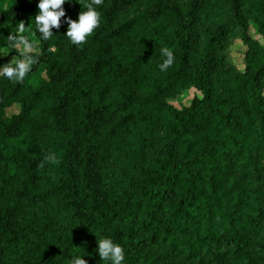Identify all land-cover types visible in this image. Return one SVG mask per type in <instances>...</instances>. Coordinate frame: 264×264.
<instances>
[{"label": "trees", "instance_id": "16d2710c", "mask_svg": "<svg viewBox=\"0 0 264 264\" xmlns=\"http://www.w3.org/2000/svg\"><path fill=\"white\" fill-rule=\"evenodd\" d=\"M39 2L0 0V68L21 21L39 52L0 76V264H111L104 238L123 264H264V0H103L82 47L91 0L49 40Z\"/></svg>", "mask_w": 264, "mask_h": 264}, {"label": "clouds", "instance_id": "9594fccd", "mask_svg": "<svg viewBox=\"0 0 264 264\" xmlns=\"http://www.w3.org/2000/svg\"><path fill=\"white\" fill-rule=\"evenodd\" d=\"M67 0H40L38 4L39 12L35 16L36 30L40 34L42 40H49L53 36L52 29H59L61 19L66 16L63 5ZM103 0H91L85 7L87 11H81L78 22L70 18L66 20L69 25L66 36L77 46H83L88 39L100 27L101 14L96 10L102 6ZM32 32L31 25L25 27L23 21L18 23L17 34H10L7 37L9 42V53L15 51L18 53L14 56L10 63L0 68V76L13 81L14 83H23L26 76L32 71L33 66L38 63L37 43L29 36L24 35L25 32ZM50 51L52 49H49ZM161 55L165 57L160 64L161 71H167L174 63L175 57L171 49L164 47L161 49ZM44 162L51 164H59L60 161L55 154L49 153L45 155ZM43 167V162L40 165ZM98 255L101 260L111 261V264H123L125 260L124 249L115 244L111 239L104 238L97 241ZM72 264H88L84 258L76 257L72 260Z\"/></svg>", "mask_w": 264, "mask_h": 264}, {"label": "rangeland", "instance_id": "374dc122", "mask_svg": "<svg viewBox=\"0 0 264 264\" xmlns=\"http://www.w3.org/2000/svg\"><path fill=\"white\" fill-rule=\"evenodd\" d=\"M252 31L254 32V29L252 28ZM256 38L260 39L259 36H256ZM245 54V46L240 40H236L232 47V56L235 60V63L240 67V69H243L244 63L243 58ZM18 109L17 107H13L9 110V113L12 114L13 112H16Z\"/></svg>", "mask_w": 264, "mask_h": 264}]
</instances>
